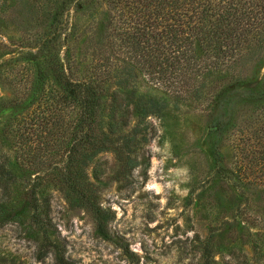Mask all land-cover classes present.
Instances as JSON below:
<instances>
[{
  "label": "trees",
  "instance_id": "trees-1",
  "mask_svg": "<svg viewBox=\"0 0 264 264\" xmlns=\"http://www.w3.org/2000/svg\"><path fill=\"white\" fill-rule=\"evenodd\" d=\"M247 2L14 1L11 19L23 30L33 29L36 52L46 57L45 73L53 78L63 105L70 103L78 107L69 139L53 140L54 132L63 126L55 120L49 128L43 125V130L34 132V138L22 132L15 155L0 147V222L15 218L14 201L26 189L29 213L23 228L25 236L35 243L37 258L51 253L54 264H75L66 254L65 241L50 215L48 181H59L71 205L91 210L98 232L112 238L107 223L113 211L98 203V194L85 179L83 166L91 155L111 150L120 162L119 176L129 181L131 171L139 164V144L146 139L143 131L146 118L160 114L162 109L156 97L138 94L134 88L127 87L128 81L122 72L146 76L169 91L178 102L187 101L188 97L198 101L205 81L224 73L225 77L217 79L210 103L211 107L217 105L213 120L217 162L221 160L222 144L235 141L239 164L234 184L237 188L242 185L264 190V73L249 86L255 67L264 63V3L255 10L246 7ZM100 7L104 8L100 25L109 32L101 30L86 37L85 47L99 53L100 65L106 63L113 67V77L110 78L112 69L106 65L100 69L94 67L84 77H78L72 42L78 41L81 32L76 24L70 23V11L93 19ZM109 35L118 37L128 53L127 60L121 59L124 65L120 70L114 63L119 58L108 55L114 51V41ZM113 82L117 84L115 88H111ZM129 106L138 118L132 127L124 129L128 124L125 113L129 114L126 110ZM58 124L61 125L53 128ZM45 135L49 138L42 144L34 143L36 137ZM33 172L38 173L32 177ZM222 172L219 168L218 177L229 180ZM213 249L212 245L205 246L203 264L214 262ZM16 258L5 254L0 257V264H16Z\"/></svg>",
  "mask_w": 264,
  "mask_h": 264
},
{
  "label": "rangeland",
  "instance_id": "rangeland-1",
  "mask_svg": "<svg viewBox=\"0 0 264 264\" xmlns=\"http://www.w3.org/2000/svg\"><path fill=\"white\" fill-rule=\"evenodd\" d=\"M14 1L0 0V147L13 155L19 151L22 132L34 138V132L43 130V125L49 128L55 120L63 126L54 132L53 140L69 139L78 113L77 106L63 105L53 78L45 73L46 57L36 52L33 29L23 30L11 19ZM248 1L246 7L255 10L264 3ZM102 13L104 8L100 7L90 19L70 11V23L81 32L78 41L72 42L78 77L94 67L109 66L104 62L100 65L102 57L87 49L84 41L101 30L109 32L100 25ZM108 38L114 41L116 52L106 54L119 58L114 63L120 70L124 65L121 59H128L126 47L118 37ZM108 69H112V78L113 67ZM252 73L249 86L262 77L264 63ZM122 75L127 78V87L159 99L161 113L146 118V139L139 144V164L129 181L119 176L120 162L111 150L91 155L83 166L98 203L113 211L107 223L112 238L98 232L91 210L71 205L59 181L47 182L50 215L65 241L68 257L75 264H203L205 246L212 245V264H264V190L234 184L239 164L235 141L222 144L220 162L214 150L217 105L211 107L210 103L217 79L225 77L224 73L210 76L195 102L192 97L178 102L144 75ZM116 86L111 84V88ZM126 110L128 124L124 129H129L138 117L132 107ZM47 138L36 137L34 143L42 144ZM219 168L229 180L218 177ZM25 190L14 201L15 218L0 222V257L15 255L16 264H54L51 253L37 258L35 243L25 236L23 227L29 213Z\"/></svg>",
  "mask_w": 264,
  "mask_h": 264
}]
</instances>
